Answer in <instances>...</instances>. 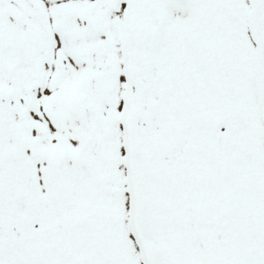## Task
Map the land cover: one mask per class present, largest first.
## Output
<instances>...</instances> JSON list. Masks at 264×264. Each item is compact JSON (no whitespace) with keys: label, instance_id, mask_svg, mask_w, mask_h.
Returning <instances> with one entry per match:
<instances>
[{"label":"snow or ice","instance_id":"obj_1","mask_svg":"<svg viewBox=\"0 0 264 264\" xmlns=\"http://www.w3.org/2000/svg\"><path fill=\"white\" fill-rule=\"evenodd\" d=\"M0 264H264V0H0Z\"/></svg>","mask_w":264,"mask_h":264}]
</instances>
